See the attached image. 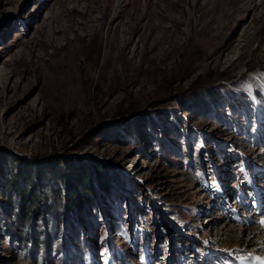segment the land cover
Returning a JSON list of instances; mask_svg holds the SVG:
<instances>
[{"label": "rangeland", "instance_id": "374dc122", "mask_svg": "<svg viewBox=\"0 0 264 264\" xmlns=\"http://www.w3.org/2000/svg\"><path fill=\"white\" fill-rule=\"evenodd\" d=\"M119 1L0 0V264H233L251 227L264 245V0H137L162 28L123 52L97 39L134 23ZM212 31L234 40L218 66Z\"/></svg>", "mask_w": 264, "mask_h": 264}, {"label": "bare ground", "instance_id": "6f19581e", "mask_svg": "<svg viewBox=\"0 0 264 264\" xmlns=\"http://www.w3.org/2000/svg\"><path fill=\"white\" fill-rule=\"evenodd\" d=\"M136 1L137 0H133L132 1V6L130 7V8H132V10L135 13V21H134V23L131 24L128 21V19H130L128 17H130L129 15L131 13V10L129 9V10H126L125 11V8L126 7H123L122 8L121 6L120 7L118 6L116 8V10H115V12H117L116 13V16H115V19L120 15L121 9H123V11H125L126 19L123 21V24L121 25V28L119 29V31L116 30V28L118 27V23H116L114 26H111V27L110 26H107V31L109 30L108 31L109 33L106 35V37H104V39H102V37H98L97 39H98L99 43L101 42V43H105L106 44V42L107 43L109 42V43H111V45L114 48H116V45H117V42H118V38H121V40L123 41L122 42L123 45L121 47L119 46L120 48L118 47L117 49H120V51L123 52V50L126 49L125 47H127V45H129V43L133 40V37L138 33L139 35L137 36V39H136V41L134 43V48L137 49L138 48V45L136 43L138 41H140V40H142L144 38L146 39L147 37H149L151 35V33L155 29L162 28V25H161L160 21H158L157 23H155V22H153V20H150L148 18H146V22H144L143 24H141V19H142L143 16H140L142 12L139 14V11L137 9V5H134V4H137V3H134ZM163 1L164 2H167L166 3L167 5H165V6H166V10H168L169 14H171V12H170L171 10H173L175 7L178 6L177 5L178 4V0L177 1L176 0H163ZM239 1L240 0H237V1L233 0L232 3H235V2L238 3ZM198 2L199 1L196 0V3H198ZM262 2H263V0L260 3H262ZM119 3H126V4H128V2H126L124 0H120ZM144 3H147L148 4V2L146 0L144 1ZM126 4H123V5L126 6ZM153 8H154V6H153ZM153 12H155V11H153ZM156 17L169 19L173 23V26L175 27V29H176V27L180 23V19H178L176 17H172V16H164L163 14H161L160 11H157V16ZM197 20L198 21H202L201 16L198 17ZM188 26H189V24H188ZM215 30L217 32H221L222 31L219 28H216ZM212 33H213L214 40L217 41L218 44L214 47V49L209 50V54L212 55V58L210 59V61L208 62V64L211 65V66H218L221 63H227V60L228 59H226V58L223 59V56L225 54L226 49L227 48L229 49L233 45L234 40L231 43V42L228 41L229 38H227V39L225 37H223V38H216L215 33L213 31H212ZM226 34H228V32H226ZM156 36L157 35L154 34L153 37H152V41H153L154 44L162 43L163 40L166 39V37H156ZM95 38H96V36H94V39ZM231 38H232V36H231ZM101 39L103 40V42L101 41ZM137 51H139V50H137ZM185 53H186V51H185ZM102 57H103L102 58L103 60H102V62H100L98 64V68H97L98 69V76H99V78H101V76H103V74L105 73L106 66H108L109 59H110L109 58V54L106 55V52L103 53ZM232 59H233L232 61H234L236 58H232ZM127 65H128L127 62H125L124 66H127ZM259 122H261V121H259ZM261 211H264V208ZM238 230H241V229L238 228ZM245 230H246V228L243 227L242 231H240V233L238 234L239 237L241 235V237H240L241 239H242L241 232H243ZM228 231H229L228 228H225L224 230H223V228H219V229H217L215 231V233H221L222 234V232H223V235H224V234H227ZM257 232H258V229H255V227L254 228L251 227L248 230V235L247 236H249V237H247L244 240L243 245H241L239 247V249L237 247H234V249L236 248L238 251H243V252H237L236 255H232V254H234L233 252H236L237 250L236 251H230L231 256L230 255H226L230 259L233 258V260L235 261L234 264H264V245L263 244H260L261 243V239H263V236H259V240L256 239V238H253V235L255 233H257ZM235 233L236 232L234 231V234ZM237 233H238V231H237ZM188 241L190 242V244H194L195 242H197L193 238H192V240H188ZM214 248H211L210 247L209 251L213 252L212 250ZM196 254L197 253L195 251L191 253V257L189 259V264H198V263L200 264V262L201 261H204V260L210 261L212 258L218 257L219 254H220V256H223L224 255V251L223 252H213L212 255H211V259H203L204 256L201 257L202 252L200 254H197V255ZM198 255H200V256H198ZM195 258H197L196 261L193 260Z\"/></svg>", "mask_w": 264, "mask_h": 264}, {"label": "snow or ice", "instance_id": "6c2138e0", "mask_svg": "<svg viewBox=\"0 0 264 264\" xmlns=\"http://www.w3.org/2000/svg\"><path fill=\"white\" fill-rule=\"evenodd\" d=\"M261 224L264 225V220L261 221Z\"/></svg>", "mask_w": 264, "mask_h": 264}, {"label": "trees", "instance_id": "16d2710c", "mask_svg": "<svg viewBox=\"0 0 264 264\" xmlns=\"http://www.w3.org/2000/svg\"><path fill=\"white\" fill-rule=\"evenodd\" d=\"M70 185V184H69Z\"/></svg>", "mask_w": 264, "mask_h": 264}]
</instances>
